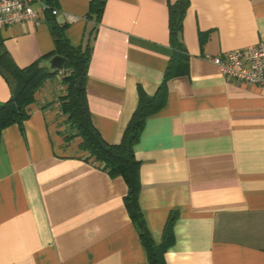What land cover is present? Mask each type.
<instances>
[{
	"label": "crops",
	"instance_id": "0c3cea01",
	"mask_svg": "<svg viewBox=\"0 0 264 264\" xmlns=\"http://www.w3.org/2000/svg\"><path fill=\"white\" fill-rule=\"evenodd\" d=\"M91 1L56 0L55 17L73 45L92 44L87 100L93 124L115 144L139 87L154 95L163 79L176 0H106L100 22ZM45 15L0 29L20 67L54 49ZM262 39L264 0H190L180 72L135 145L140 204L157 244L179 213L167 264H264V87L224 75L208 58ZM54 78L30 117L2 131L0 264H150L125 206V179L86 159L60 107L65 85ZM10 96L0 74V102Z\"/></svg>",
	"mask_w": 264,
	"mask_h": 264
},
{
	"label": "trees",
	"instance_id": "16d2710c",
	"mask_svg": "<svg viewBox=\"0 0 264 264\" xmlns=\"http://www.w3.org/2000/svg\"><path fill=\"white\" fill-rule=\"evenodd\" d=\"M56 0H46L51 7ZM106 0H92L89 15L100 22L105 9ZM190 0L169 1V38L173 53L164 72L163 79L154 95L147 94L139 87V102L133 112L119 143H108L95 127L87 100L86 79L92 54V44L85 46L73 45L66 36V23L59 22L51 10L46 11L54 49L34 63L20 67L16 64L0 36V74L9 85L11 96L0 102V145L4 128L20 124L31 115L30 105L35 101L38 90L49 79L57 75L40 65L43 58L53 54H60L68 59L61 68L65 71L62 82L65 92L60 97V107L67 116V122L73 133L70 136H80V150L86 153V159L99 163L111 176H122L128 186L124 197L125 206L130 218L138 229L141 241L146 249L150 264H167L165 252L175 240L174 223L179 213L173 211L168 218L163 233V240L157 244L145 220L140 204L142 190L141 161L135 154L147 119L156 114L165 104L168 83L180 70L182 51L184 46L180 40L183 19L189 8ZM94 31V30H93Z\"/></svg>",
	"mask_w": 264,
	"mask_h": 264
},
{
	"label": "built area",
	"instance_id": "2783aa9c",
	"mask_svg": "<svg viewBox=\"0 0 264 264\" xmlns=\"http://www.w3.org/2000/svg\"><path fill=\"white\" fill-rule=\"evenodd\" d=\"M47 10L54 15L59 13V9L51 7L46 0H0V29L25 21L38 22ZM208 58L224 75L264 87V39ZM57 74L62 80L65 71L60 69Z\"/></svg>",
	"mask_w": 264,
	"mask_h": 264
},
{
	"label": "water",
	"instance_id": "95a60500",
	"mask_svg": "<svg viewBox=\"0 0 264 264\" xmlns=\"http://www.w3.org/2000/svg\"><path fill=\"white\" fill-rule=\"evenodd\" d=\"M68 59L60 54H53L49 57L43 58L40 65L45 67L51 74L59 71L66 63Z\"/></svg>",
	"mask_w": 264,
	"mask_h": 264
},
{
	"label": "rangeland",
	"instance_id": "374dc122",
	"mask_svg": "<svg viewBox=\"0 0 264 264\" xmlns=\"http://www.w3.org/2000/svg\"><path fill=\"white\" fill-rule=\"evenodd\" d=\"M55 77V76H54ZM54 77H52V79H56V78H54Z\"/></svg>",
	"mask_w": 264,
	"mask_h": 264
}]
</instances>
